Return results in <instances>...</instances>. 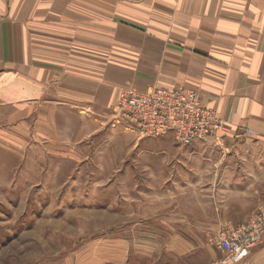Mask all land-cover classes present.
I'll return each mask as SVG.
<instances>
[{"label": "crops", "instance_id": "0c3cea01", "mask_svg": "<svg viewBox=\"0 0 264 264\" xmlns=\"http://www.w3.org/2000/svg\"><path fill=\"white\" fill-rule=\"evenodd\" d=\"M121 87L195 89L226 125L204 143L228 149L239 137L264 140V0H0V146H21L26 168L48 152L77 162L81 146L120 136L109 122ZM133 134L136 149L175 146L171 179L189 166L193 154L172 135L141 141ZM54 173L127 175L85 167ZM190 191L183 185L156 193L174 210L192 207ZM198 193L193 207H205ZM175 221L167 218L172 228ZM201 231L198 245L173 230L164 249L135 253L159 261L165 252L166 264H209L221 253L209 243L210 231ZM123 247L104 256L125 257ZM237 264H264V240Z\"/></svg>", "mask_w": 264, "mask_h": 264}, {"label": "rangeland", "instance_id": "374dc122", "mask_svg": "<svg viewBox=\"0 0 264 264\" xmlns=\"http://www.w3.org/2000/svg\"><path fill=\"white\" fill-rule=\"evenodd\" d=\"M109 124L120 136L111 133L88 148L81 146L83 160L77 162L56 160V154L48 152L45 160L31 161L34 166L29 170L21 146L14 152L0 146V264H166L165 252L154 261L142 259L135 250L164 249L169 240L172 243L168 232L173 230L176 237L189 235L197 245L200 231H210L209 243L218 250L214 236L219 229L246 221L264 206V140L239 137L228 149L204 142L202 150L197 146L201 142L183 144L193 157L184 172L179 168L171 179L168 169L173 163L167 162L177 152L175 146L136 149L132 131ZM81 167L94 172L121 168L127 175L54 173ZM39 169L47 170V175ZM183 185L190 186L191 208L172 210L166 207L165 194L158 198L157 191ZM200 189L205 207H193ZM172 217L174 228L167 223ZM120 243L125 257H110V252L104 256Z\"/></svg>", "mask_w": 264, "mask_h": 264}, {"label": "built area", "instance_id": "2783aa9c", "mask_svg": "<svg viewBox=\"0 0 264 264\" xmlns=\"http://www.w3.org/2000/svg\"><path fill=\"white\" fill-rule=\"evenodd\" d=\"M111 125L139 138L172 135L179 143L208 142L226 125L217 111L206 106L191 88L155 87L140 92L121 87L111 106ZM264 240V206L244 222L219 229L214 243L221 255L209 264H237Z\"/></svg>", "mask_w": 264, "mask_h": 264}]
</instances>
